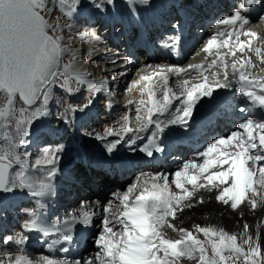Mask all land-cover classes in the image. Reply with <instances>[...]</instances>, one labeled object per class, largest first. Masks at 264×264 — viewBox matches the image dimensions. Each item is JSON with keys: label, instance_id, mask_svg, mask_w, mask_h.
Masks as SVG:
<instances>
[{"label": "bare ground", "instance_id": "obj_1", "mask_svg": "<svg viewBox=\"0 0 264 264\" xmlns=\"http://www.w3.org/2000/svg\"><path fill=\"white\" fill-rule=\"evenodd\" d=\"M182 1L183 0H173V2L178 4V7L180 9L187 0H184L183 2ZM188 1V7L186 9H182L181 14L178 15V18L180 20L179 23L173 24L171 28H167L166 26H164L166 21L171 17V15H173L172 13L167 12L163 13L162 16L164 18V22L160 21L158 27H152L150 30H147V27L149 26L148 25L145 28V31L147 32L149 37H151L152 34L157 35L158 32V36H160L161 39H155V43H158V41H168L172 39L178 40L177 38H180L181 36L189 37L181 40L182 43L179 46L180 53H183L185 51V48H187L188 44H192L191 49L188 51L189 54L187 55V59L191 54L194 53L192 55V59H190V62L196 63V58L203 52H207L205 51V48L207 47V42L209 39L218 37V45L220 46L221 44L219 39L226 38V36L224 35L225 29L223 28V26H217L211 29V26L205 28L203 27L204 20L208 18V15L210 13H218L220 11H224V9L221 8V5L224 6L225 3L224 0ZM43 3L47 7H52L49 15L51 16V19H53L54 29H59L60 35L63 36L69 28L65 26L67 18L66 13L62 12L61 3L57 0H43ZM132 8L131 11L133 12V16H135L134 18L137 19L135 27H131L133 26V22L129 18H127L128 16H126L127 13L125 12V9H120L117 15L122 16H119L120 24L115 29L117 30V33L111 35L113 29L112 26H114L111 20H115L116 24V18L113 17L112 14L103 16L102 22H99L95 26V33L100 32L101 34V36H99V40L96 42L97 44L93 45L92 47H89L88 44L86 45L87 47L85 49L87 50L88 55L86 56V59L84 61H81L79 63V66L77 65L78 69L86 68L88 61L87 59L90 55H92L93 47L99 49V51L96 52V55L93 56L94 60H105L107 64L113 62L116 63L117 61H124L126 63L122 65H115V67L118 68L123 67V65H132L133 68L139 65V69L136 72L133 80L130 82L128 89H125L126 91L124 100L122 102H118L116 99H113V109L116 114L119 110L121 111V109H127L126 111H124L122 117L123 121L126 120V123L124 124H127V126H122L121 122L119 124L121 126L118 129H111L113 135H107L108 130L104 132L103 130L97 129L103 137L102 139L108 141V144H103V147L99 146V153L102 157H97L95 161L93 159L95 152H92V149L89 148L88 144L82 143V140H80L81 143L79 152L81 156L79 152H77V156H80V159H78L77 157L76 161L73 162L72 167L69 170L73 171L75 174H80V180H77L78 184L80 185L77 186V188H74L73 184L70 182L71 178L69 176H72V173L69 171L61 170L58 167H54L57 171L56 175L51 177V179H49V172L51 169L47 170L46 172L39 171L38 174H33L32 181L37 188L41 182L50 183L51 185V191L49 194L37 196L36 209L41 210V213H36L34 217L32 216L33 218L28 222V225L35 223V227L32 228L27 226L30 229L39 230L40 234L37 237L40 236V238L36 246H31L28 248H26V246L24 250H17L15 247H12L8 251V254L2 256L3 259L9 257V264H15V259L18 256L24 257V262H22V264H25V262L26 264H45L44 258L57 259L59 261H63L64 264H71V262H81V264H87V262L90 261H95V264H99L102 257H99L100 259H98L97 263L94 259L91 248L85 249V255L83 256L84 261L78 259L69 260L64 255L61 257L58 256V254L68 250L70 248L71 241L77 240V245L81 246L93 240L96 234L98 236L97 239L102 235L105 237L110 236L111 234L104 233L103 231V225L101 223V221L103 220L108 221V226L112 227L114 232L124 231L123 225L118 223V221L124 220L125 223H127L126 218L122 216V213L126 210L125 203H127V205L131 207L135 204L136 197L141 193L147 194L148 192L159 190L164 186L165 178H167L168 195L170 197L172 195H176L177 197L184 198L179 200V204H177L176 200L171 201L174 216L171 213L165 216L164 221H162L161 224L157 225V231L160 233L161 239H166L171 242H175L177 240L182 241V243L178 245L177 251H184L185 255L177 257L178 259H184L186 261H189L191 264H212L213 261H216V264H219V256L214 255L211 242L218 243L220 233H223L226 236L235 235L238 243H244V246L246 248H243V251L245 253L250 252V250H248L247 248L248 245H251L253 248H257L258 245H264V234L263 236H261L260 232L261 224L264 223V183H261V176L259 172V168L262 167L261 164L249 161V164L252 165V168L255 170V175L253 177L254 191L250 190L249 192H247L245 199H243L235 209L231 207V201L225 204L224 202L217 199L218 195L221 192V189L230 186L231 181L229 180L225 184H219L218 181L214 182V184H219V187H215L213 185H207L206 180V177L209 174H214L221 169L226 170L227 165H216L215 167H209L208 170L203 173L199 171V168L203 166L205 159L219 158L216 152L210 154L209 157L203 156V152H205L207 150V147L210 146L213 142L217 141V139H231L228 137L229 133L222 136L220 134L221 137L219 136L209 140L199 151V159L197 161H193L190 159V157L192 158L195 155V151L191 150L184 158H182L180 155H171L167 159L163 160V162L166 163L164 165H152L147 168L140 169V166H142V164H150L156 159V155L163 154L162 151L160 153L153 154V156L150 158L146 153L140 151L142 147H149L154 152L153 147H151V144H153V142L157 143V145L160 146L164 140L168 139V136H173L175 135V133H177V130H180L181 125H167L166 121L182 115L183 108L186 106L185 101L187 95L182 98V93L179 89H181V85L187 84H185V81L188 82L189 78L183 81L178 80L177 83L172 82V78L175 77L176 66L173 64L171 65V63L170 65L167 64L166 59H168V56L163 53L162 49H158V51L155 52L154 55H152L153 58L149 57L147 53H145L142 57H140L142 60H140V58H137V61L133 60V57H135V55L139 53V51L135 52L136 54H132V40L136 41V44L140 45V48L147 45V41L143 40V32L139 31L141 27L136 28L137 26H140L142 24V19H144L142 17L147 16V14H145V9L144 11H142L139 9L140 7L138 8V6L136 5H134ZM231 12H233L234 14L233 10ZM85 15L87 18L86 21H89L93 18V15L88 12H86ZM165 17H167L168 19H166ZM153 18L156 19L157 16L153 15ZM232 18L233 16H231L229 19ZM263 21L264 17L261 22ZM196 24H198V29L193 30V26ZM249 24L253 25L254 21L251 23L243 24V27H247ZM102 26H105V28L100 31ZM239 26H241V22L239 23ZM255 29L256 27L253 26L252 28H250V32L255 33ZM115 30L113 33H115ZM137 32L139 33L137 34ZM204 33L207 34L204 35ZM133 36L136 38L133 39ZM102 45L105 46L103 47V49L100 47ZM184 45H186V47H184ZM79 46L81 47V50H83L84 47H82L81 45ZM79 51L80 48L78 51L73 50V54ZM207 54L211 55V51L209 50ZM259 54L260 61L264 62V53L260 52ZM255 64L258 65L257 63ZM115 67L113 69H115ZM169 69H172V71H169ZM261 69L264 68L261 67ZM125 71L127 72V68ZM180 73L184 77L189 76L191 78V75L189 73L183 74L182 70L180 71ZM144 76L151 77V80H141V77ZM213 80L214 76H212L208 80H205V82L210 86L212 84L211 89L213 88ZM220 80L223 81V77H220ZM138 81L139 83H136ZM148 84L152 85V100L157 105L164 103L163 96L165 92L168 93L167 87L169 84L175 91V93L172 94L173 101L169 99V107L167 111L163 114L153 111V114L151 116V123L149 122L148 110L153 107V104L149 101V92L145 91V86ZM101 86L102 85H99V87ZM141 101H143V103H141ZM128 108L133 109L132 116H130ZM177 109H179L180 111H177ZM142 110L143 114H138ZM117 120L120 121V117H118ZM157 122H165L164 126L166 127V130L162 134V138L154 139L153 136L157 132L155 128V124ZM121 136L131 138L132 141L127 142L123 147L120 144L119 140ZM117 137H119V139H117ZM136 140H138L136 147L133 150H127L126 146L128 144H134ZM235 143L236 141H233V144ZM113 144L116 145V152L114 151L115 153L122 151L123 153L111 156L106 154V149ZM235 150V148L230 146H218L219 152H234ZM249 155L252 154L249 153ZM112 157H114L113 161H111L110 159ZM126 158L137 164V167H139L136 170L137 173L134 174V171H130L124 175L118 173V176L113 175L112 177V173L118 172L117 168H114L115 161L123 163L125 162ZM92 160L97 165H99L100 168H105V165L106 170L111 171L110 174L103 171L92 170V168H90L91 172L94 176H96L97 179L90 176L86 171V168L88 167V163H93ZM102 161L107 164H101ZM185 164L188 165L187 168L184 167ZM193 165H195V167H193ZM177 171H180L183 174L181 180L184 184V188L191 193L190 196H184V192L176 187L175 173ZM193 175L197 177L196 185L188 184L186 180V177H190ZM107 181L109 187L119 186V189L118 191H104L103 193H101L103 195V199H101L100 195L98 196V193L100 191V187L104 186ZM96 185L99 186L98 192L96 191ZM154 185L158 187L154 188ZM201 185L205 186L201 187ZM125 195L129 197L128 201L126 202L123 199ZM64 197H74L75 200H79V204L77 206H74L73 201H67L64 199ZM60 201H62V203H59ZM252 201H255V203L253 204ZM149 203H152V201H149ZM54 211H56L55 217L52 220H47V212L50 214V212ZM162 211L163 210H160L158 214H162ZM86 212L91 217L90 224L88 226H81V222L84 220V213ZM73 217L75 218L74 220ZM65 221H67V223ZM91 224L94 227L93 236L88 241H86L85 235L88 233L90 228L89 226ZM245 225H247V227ZM130 227L131 226L129 225V228ZM204 228L210 229V232H216L217 235L209 234L206 236L202 231V229ZM189 232L193 235L194 239L199 240L203 245L205 250L203 254L199 250V245H195V247H193L194 245L192 241H188L186 239V236ZM65 235L70 236L71 239L66 241L64 239ZM30 237L33 238V236ZM47 238L48 241L46 242L45 246L48 248L51 245L55 247V252L52 253L53 256L47 254L49 253V250L46 247V249H44V246H41L42 243L40 242V240L43 242V240L46 241ZM116 239H119V237H116ZM245 241H248V243H245ZM156 243L158 244L159 240H157ZM238 243L237 245L239 246ZM47 244L50 245L47 246ZM97 250L98 252H101V249ZM189 251L191 252L190 255L187 254ZM158 253L159 252H157V257H159L160 259L165 256L163 251L160 254ZM202 255L204 257L203 261L201 260ZM224 255L229 256V252L225 251ZM167 256L173 257L171 255V250H169ZM251 259H255L257 261V264H264V253H259L255 257H251L249 255L247 261H250ZM233 262L234 264H247L245 256H239L237 258L235 254H233L232 259L226 260L224 264H233Z\"/></svg>", "mask_w": 264, "mask_h": 264}, {"label": "rangeland", "instance_id": "obj_2", "mask_svg": "<svg viewBox=\"0 0 264 264\" xmlns=\"http://www.w3.org/2000/svg\"><path fill=\"white\" fill-rule=\"evenodd\" d=\"M57 1L62 5V12L66 13L67 21L65 26L69 28L63 36L60 35L59 29H54L53 19H51V16L49 15L52 7L45 6L43 0H30L32 7L44 18L46 30L55 39L59 48L60 58L58 68L54 74L55 82L52 83L51 80L50 84L42 91L37 104L33 106H27L19 96L11 99L5 89L0 85V113H2V115H0V156H5L6 154L9 156L8 159L3 160L2 162L6 164L11 163L12 167L10 169V176L17 184L20 183V179L22 178L25 183L34 185V182L32 181L33 174H38L39 171L46 172L53 167L69 171L73 162L76 161V158L78 157L77 152L80 150V140H82V143L88 144L89 148L92 149V152H95L96 150L99 151V146L103 147V144L107 145L108 141L96 138L97 134L101 136L98 130H103L104 132L109 129L116 130L121 126L119 125L121 122L122 126H127V124H124L126 123V120H122L123 113L127 109H121V111L119 110L116 114L113 109V99H116L118 102L124 100L125 91L128 89L130 82L138 71L139 65L134 68L132 65H123V67L118 68L115 67V65L126 63L124 61H117L116 63L113 62L107 64L105 60H94L93 56L96 55V52L99 51V49L93 47L92 55L87 59L86 68H77V65L79 66V63L84 61L88 55V52L85 49L87 47L86 45L88 44L89 47H92L97 44L96 42L99 40L101 34L100 32L95 33V26L99 22H102L103 16L112 14V16L116 18V24L115 20H111L114 24V26H112L113 29L111 35L117 33V30L115 29L120 24L119 16H122L117 15L120 9H125V12L127 13L126 16H128L127 18L133 22V26L131 27H135L137 19L134 18L135 16H133V12L131 11V8L134 5L138 6V8L140 7L139 9L142 11L145 9V14H147V16L142 17L144 18L142 19L144 24H141L140 26H137L136 24V28L142 26L146 28L149 25L150 27L148 26L147 30H150L152 27H158L160 21L164 22V18L162 17L163 13L167 12H170L173 15H171L169 19L165 17L168 20L164 26L171 28L173 24L179 23L180 20L178 15H180L181 10L186 9L189 4V1L187 0L180 9L178 4L173 2V0H148L146 4L144 3V0H114L113 4L106 3V0H99L101 4L100 7H97L93 3H89V0ZM86 12L93 15V18L89 21H86ZM153 15H156L157 18L154 19ZM104 28L105 26H102L100 31ZM194 29H198V24L193 26V30ZM114 30L115 33H113ZM139 31L142 32L141 29ZM138 33L139 32H137V34ZM256 33L257 31H255V34ZM143 35L145 34L143 33ZM152 35L154 36H152V39L154 40L160 38L158 32L157 35ZM246 37L247 36H245L244 39ZM132 38L135 39L136 37L133 36ZM170 41L174 42V39L166 42L158 41V43H167ZM243 42L247 41L243 40L239 42L238 45ZM177 43H181L180 38ZM220 44H224V40L220 42ZM249 44V49L244 47L241 51L240 48H238V51L240 50L239 54L243 53L245 54L244 57H250L255 60L254 56L256 57V54H253L255 53V50L252 51L253 53L250 51V49L255 47L254 45L252 46L251 43ZM79 45L84 47L83 50H81ZM100 47L103 49L105 46L102 45ZM79 48L80 51L73 54V50L78 51ZM260 52L264 53L263 46L260 48ZM144 54V52L139 51V53L133 57V60L137 61V58L142 57ZM236 57H238V54L235 56V59L236 61H241V58L238 60ZM190 59H192V57ZM190 59L187 62L190 63ZM140 60L142 59L140 58ZM262 63L264 62L257 63V66L259 68H264V65H261ZM114 67L115 69H113ZM126 68L127 72L125 71ZM172 82L175 83L174 81ZM99 85L102 86L99 87ZM183 86L184 85H181V89H179L182 93V98H184V96L187 95V92L193 88L190 87L189 90V88H184ZM167 88L169 99L172 100V94H174L175 91L170 84ZM45 97H47L46 100ZM40 103H45L46 105L45 115L35 119L30 126V134L27 137L18 136L15 128L16 121L19 120L21 116L26 117L29 115ZM22 108L25 109L24 113H21L20 111ZM128 112H130V116L133 115V109L128 108ZM138 114L142 115L143 110ZM118 117H120V121L117 120ZM65 121H67V123H65ZM20 139H26L28 141L27 145H18ZM117 139H119V137H117ZM119 140L123 147L127 142L132 141L131 138H126L124 136H121ZM154 144L155 143L153 142L152 145ZM49 145L51 147H48ZM57 145L63 146V151L59 153V156L62 158H57L54 165H44L43 163L36 165L35 161L37 159L43 162L46 158L45 152H52L56 149ZM95 147L96 149H94ZM115 152L112 155L123 153V151L118 153ZM12 153L20 155L22 159L25 154H27L28 162L24 165H17L14 156L11 155ZM80 156L78 159H80ZM134 164L137 167V164ZM69 172L72 173V176H69L71 178L70 182L73 184L74 188H77V186L80 185L77 182V180H80V174H75L73 171ZM110 172L111 171H107L108 174H110ZM136 173L137 172L134 171V174ZM113 188L114 191H118L116 190V186ZM0 197H2L6 204H9L10 208L8 212L0 214V264H9V257L3 259L2 256L8 254V251L12 247H15L17 250H24L26 246V248L36 246L40 238V236L37 237L40 234L39 230L30 229L27 226L28 222L34 217V215L36 213H41V210L36 209L37 197L28 196L27 193H23V191L0 194ZM64 199L67 201H73L74 206L79 204V200H75L74 197H64ZM59 203H62V201ZM55 215L56 211L50 212V214L47 212V220H52ZM260 232L261 236H263L264 223L261 224ZM30 236H33V238ZM7 237L12 238L11 243L6 242ZM17 240H19L20 243H17ZM44 241L45 240L42 242L40 240L42 243L41 246H44V249L47 248L49 250V253L47 254L53 256L52 253L55 252V247L52 245L49 246V248L45 246L48 238L45 243ZM238 244L239 246H242V249L246 248L243 242H239ZM48 245L50 244H47V246ZM193 247H195V245ZM247 248L248 250L256 249L258 254L264 253V245H258L257 248L248 245ZM158 252V254L162 253V251ZM84 255L85 253H82V257ZM58 256L62 257L63 255L59 253ZM158 258L159 257H157V259ZM159 260L162 264H164L165 261L167 264H183V262L184 264H191L189 261L171 256H163L161 259L159 258Z\"/></svg>", "mask_w": 264, "mask_h": 264}, {"label": "snow or ice", "instance_id": "obj_3", "mask_svg": "<svg viewBox=\"0 0 264 264\" xmlns=\"http://www.w3.org/2000/svg\"><path fill=\"white\" fill-rule=\"evenodd\" d=\"M28 2L29 0H0V35H2L5 25H11L15 27H19L24 25L29 16L28 12ZM148 0H144L146 4ZM242 3H245L249 6L253 4L261 3V0H241ZM89 3H93L97 7H100L101 4L99 0H89ZM106 3L113 4L114 0H106ZM238 21L241 22V27L243 24H247L248 21L244 19L242 11L236 10L233 14L232 19L223 20L224 24H232L235 25ZM243 34L245 36L255 37V33L252 32H243L238 33L237 39L239 35ZM179 40V37L177 38ZM216 43L215 38L209 39L207 42V47L205 51H209L212 49L214 44ZM228 40L224 41V45H228ZM251 43V41H249ZM245 47V44L241 43L239 45L240 50L242 51ZM257 54H259L260 49H256ZM234 55V53H233ZM215 64V61H213ZM240 67L243 68L244 64L241 63ZM233 68H236V65L233 64ZM172 71V69H169ZM176 72H180L181 69H175ZM240 79L246 80L247 77L243 72L240 73ZM143 81H150L151 77L144 76L141 77ZM55 82V76L52 77V83ZM50 82L46 75H42L39 78V82L33 79L31 82L21 81L19 91L22 97L24 98L26 105H35L40 97L42 89H45L46 85ZM136 83H139L136 82ZM166 83V79H165ZM187 81H185V84ZM249 84L252 81H248ZM220 88H227V84H219ZM152 85L148 84L145 86V91L149 92V101L152 102L153 107L148 110L149 122L151 123V116L153 111L159 112L163 114L167 111L169 107V95L167 92L164 93L163 104L157 105L152 100L151 93ZM261 90L264 91V85H261ZM243 95L248 97L253 103L258 102V106L264 107V96H257L252 91H248L244 88L241 89ZM200 93L203 97L211 98L213 95V89L206 86V84H198L193 87L190 91L187 92V98L185 101L186 106L183 108L182 115L177 116L173 119L166 121L167 125L176 126L181 125L183 131H188L189 125L192 122V116L195 110V100L194 96ZM47 97H45V100ZM143 103V101H141ZM243 111V109H241ZM21 113L25 112V109H20ZM177 111H180L177 109ZM46 113V105L45 103H40L38 106L34 108L33 111L29 115L21 116L19 120L16 121L15 128L16 134L21 137H27L30 134V126L33 124L37 117L43 116ZM2 115V113H0ZM67 123V121H65ZM165 122H157L155 124V128L157 130L156 134L153 136L154 139L162 138V134L165 132L166 127L164 126ZM238 127L243 129L247 133V138L244 139L241 137L239 132L231 133V139H217V141L213 142L210 146L207 147V150L203 152V156L209 157L210 154L216 152L217 158L205 159L203 166L199 168L201 173L208 170L209 167H215L216 165H227V169H221L214 174H209L206 177L207 185H213L215 187H219V184H225L229 180L231 181L230 186L224 187L221 189L220 194L217 199L219 201L227 204L231 201V207L235 209L238 204L241 203L243 199H245L246 193L250 190H253V177L255 175V170L252 168V165L249 164V161L253 163L264 160V155L253 154L249 155V150L256 148L255 137L253 135L254 131V122L252 119H247L246 122L239 123ZM255 128L261 130V134L259 135V143L264 146V122H259L255 124ZM143 130V129H141ZM107 135H113L111 129L107 131ZM98 139H102L103 137L97 134ZM233 141H236L233 144ZM28 141L26 139H20L18 141V145H27ZM230 146L235 148L234 152H219L218 146ZM48 147H51L50 145ZM164 146L161 144L156 147L155 154L162 152ZM116 149V145L106 149V152L109 156H111ZM63 151V146L57 145L56 149L52 152H45V160L42 162L37 159L35 161L36 165H40L43 163L44 165H54L57 158H62L59 156V153ZM140 151L147 154L148 157H152L154 152L149 147H142ZM14 156L15 163L17 165H24L28 162L27 154H25L22 159L20 155L12 153ZM9 156L6 154L5 156H0V194L13 193L17 191H23V193H27L28 196L37 197L49 194L51 191L50 183L41 182L38 188L33 184L25 183V181L21 178L20 183L17 184L14 179L10 176V169L12 167L11 163H3L2 161L8 159ZM185 168L188 167L187 164L184 165ZM195 167V165H193ZM56 169L53 167L49 172V179L56 175ZM261 183H264V166L259 168ZM18 175V174H17ZM182 173L177 171L175 173L176 180L175 185L178 189H181L184 192V196H190L191 193L184 188V184L181 180ZM187 183L191 185H196L197 177L195 175L186 177ZM219 182V184H214V182ZM205 185H201L204 187ZM154 188L158 186L154 185ZM184 197H177L176 195H172L171 197L168 195V184L167 178H165V183L162 188L156 191L148 192L147 194L141 193L136 197L135 204L131 207L125 203V211L122 213V216L126 218L127 223L124 220H119L118 223L123 225L124 231L122 232H114L112 227L108 226V221H101L103 225L104 233L111 234L110 236H99V246L103 248V255L109 257V260L103 261V264H162V262L157 259V252L163 251L165 256L168 255L169 250H171V255L173 257H180L185 255L184 251H177L178 245L182 243V241L177 240L175 242H171L166 239L160 238V233L157 231V225L161 224L164 221V217L169 215L170 213L174 216V212L172 211L171 201L176 200L177 204H179V200ZM124 201H128L129 197L125 195L123 197ZM152 201V203H149ZM254 204L255 201H252ZM10 210L9 204H6L2 197H0V214L6 213ZM160 210L162 214H158ZM75 218L73 217V220ZM91 217L86 212L84 213V220L81 222V226H88L90 224ZM67 223V221H65ZM129 225L131 226L129 228ZM247 227V225H245ZM28 227H35V223L28 225ZM204 234L207 236L217 235L216 232H210V229L204 228L202 229ZM119 237V239H116ZM219 242H211L212 243V251L214 255L219 256V264H224V262L228 259H232L233 254L238 258L239 256H245L247 264H257L255 259H251L247 261L249 255L251 257H255L258 255V251L256 249H250L249 253H245L243 249L237 245V238L235 235L226 236L223 233L219 234ZM64 239L70 240L71 237L65 235ZM188 241H192L193 245H199V250L203 254L204 247L199 240L194 239L193 235L189 232L186 236ZM12 238L7 237L6 242L11 243ZM159 240L157 244L156 241ZM227 241V242H226ZM17 243H20L17 240ZM248 243V241H245ZM155 249V250H154ZM229 252V256H225L224 252ZM188 255L191 254L189 251ZM204 257L201 256V260L203 261ZM45 264H64L63 261H59L57 259L44 258ZM24 262V257L18 256L15 259V264H22ZM26 264V262H25ZM71 264H81V262H71ZM87 264H95V261L87 262ZM167 264V262H164ZM212 264H216V261H213ZM234 264V262H233Z\"/></svg>", "mask_w": 264, "mask_h": 264}, {"label": "water", "instance_id": "obj_4", "mask_svg": "<svg viewBox=\"0 0 264 264\" xmlns=\"http://www.w3.org/2000/svg\"><path fill=\"white\" fill-rule=\"evenodd\" d=\"M27 6V22L19 27L6 24L0 35V85L11 99L19 96L24 103L20 82L33 79L39 82L42 75L51 82L60 58L57 42L47 32L44 18L30 0Z\"/></svg>", "mask_w": 264, "mask_h": 264}]
</instances>
